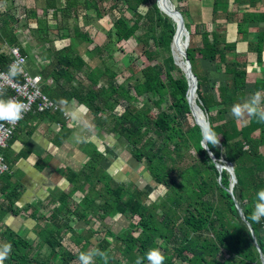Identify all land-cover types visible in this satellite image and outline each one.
I'll list each match as a JSON object with an SVG mask.
<instances>
[{"label":"trees","instance_id":"obj_1","mask_svg":"<svg viewBox=\"0 0 264 264\" xmlns=\"http://www.w3.org/2000/svg\"><path fill=\"white\" fill-rule=\"evenodd\" d=\"M74 1H66V5L60 9L55 28L57 36L54 38L66 39L67 44L54 50L46 47L38 57H29L41 75V90L62 109L70 102L83 107L92 114L95 125H106L107 133L125 140L131 157L142 165L156 188L163 190L160 213L155 216L152 214V204H145V190L123 184L112 185L111 177L103 166L106 157L100 149L95 148L84 161L80 172L67 170L63 174L68 183L67 191L50 196L53 202L58 203L55 206L52 203L53 221L47 222L43 214L39 213L40 201L36 202L37 207L30 214L35 223H43L35 237L39 239V244L48 246L49 253L45 255L39 250L41 245L33 246L32 239L13 232L3 224L7 214H15V203L21 197L19 175L15 172L3 174L0 175V226L3 227L0 240L12 245V252L4 264H79V253L94 248L108 254V264L112 260L108 248H114L124 264H135L136 258L144 256L150 248L162 251L164 264H261L257 247L264 259V218L260 223L252 222L250 212L256 192L264 188V123L247 118V123L239 127L235 118L226 121L231 106L245 97L247 77L235 58V42L219 41V36H210L204 26L190 32L183 22L189 34L185 53L196 78L197 101L200 109L206 113L208 123L222 140L220 147L209 144L207 148L216 161L224 158L225 163L231 166L236 181L232 197L233 191L238 190L236 202L244 219L236 211L230 212L228 207L235 201L227 192L231 184L230 176L222 170L224 168L221 167L218 172L214 167L200 146L202 137L199 125L190 122V108L186 101L188 83L170 54L175 23L160 11L156 0L115 2L116 6L123 5L130 14V19H127L116 13L112 23L115 43L133 40L135 47L140 46L142 49L141 55L148 53L150 48L164 51L157 64L146 63L138 70V85L129 84L124 88L116 82L119 72L108 67H93L86 72L83 70L87 61L76 48L81 43L89 45L90 40L85 33L67 24L71 17L67 9L70 6L75 9ZM218 3L219 0L213 1V14L217 11ZM80 5L84 11L93 9L96 16L101 18L97 0H82ZM141 5L146 7L142 16L137 13ZM174 9L184 21L187 8L176 3ZM73 16L76 18L77 12ZM18 21L19 18L11 12L0 10V67L4 70L10 60V48L18 47L23 56H29L20 48L13 29ZM249 23H257L262 27L264 13L239 14L236 32L242 38H247ZM63 30L68 33L64 34ZM108 32V44L102 47L104 49L111 41V30ZM195 36L197 43L194 42ZM263 47L264 26L258 30L254 42L248 41V49L255 54V62L262 71L256 79L254 92L262 93ZM94 49L96 54H101V48L95 46ZM199 59L214 62L215 71L224 75L223 83L217 85L216 100L213 96L211 99L205 97L203 87L207 83V75L196 69ZM15 79L20 80V77ZM74 80L76 82L73 84ZM10 94L9 90H5L0 98L8 99ZM138 94L149 95L151 100L148 104L143 103L138 99L142 96ZM219 105L221 107L214 113L207 111ZM153 109L156 111L154 117L151 116ZM39 114L61 116L60 111ZM16 137L13 135L8 145ZM188 151L198 154V165H186L185 162L180 165L184 160L183 152ZM86 185H89L88 191L76 203L72 199L73 195L81 192ZM99 186L105 190L107 198L99 194ZM99 199H103L102 204L95 206ZM68 203L80 211H70ZM91 208H95L96 216ZM90 215L97 224L102 219H115L121 215L127 217L128 225L116 233L106 230L116 241L114 245L105 238L92 244L88 236L76 234L71 226L73 217L75 221H84ZM134 218L137 220L133 221ZM92 232L98 233L96 230ZM67 235L70 237L69 245L63 244V237ZM96 263L103 264V261L97 257Z\"/></svg>","mask_w":264,"mask_h":264},{"label":"rangeland","instance_id":"obj_2","mask_svg":"<svg viewBox=\"0 0 264 264\" xmlns=\"http://www.w3.org/2000/svg\"><path fill=\"white\" fill-rule=\"evenodd\" d=\"M20 1H21V4L19 6H26V5L32 6L29 0H25V1L20 0ZM156 1H157V5L160 11L163 14H165L164 10H166V12H169L170 10L169 4L170 6H172L173 10H175L174 4L176 3H178L180 6L186 7L187 13L185 14L183 22L187 24V27H189L188 29L190 32H193L194 30H198L200 27L204 26L207 32L211 34L210 36L218 35L219 41L221 42H227V41L233 42L234 41L233 31L229 28L230 25L227 24L229 23L227 18L228 16L230 17V14L228 12L225 13L223 11L221 12L216 11V13L213 14L212 12L213 0H173V2H170L169 0H156ZM81 2L82 0H76V2L74 1L75 9H72L73 8L72 6L69 7L71 8L69 9L71 13V17L69 20H67V24L69 25V27L71 28L76 27L81 33H85L90 40L89 45L81 43L76 48L77 52L80 55H82L83 58L87 61V64L83 70L86 72L93 67L99 66V68L101 69H103L104 67H108L112 71L119 72L118 73L119 75L116 77V82L120 83L124 88H127L129 84L138 85L137 80H136V77L138 76V70L142 68L144 64L146 63L157 64V62L160 59H162L164 51L159 50V48H150V50H148L149 51L148 53H145V55H141L142 49L140 48V46L136 48L135 42L133 40H129L128 42H122L119 44L115 43V36L112 34L114 31L112 28V23L115 20L116 13H118L119 16L122 18L130 19V14L124 9L123 5H117V6L115 5V2H121V0H106V1L97 0V5L99 8V11L101 12V18L96 16L93 9H90L87 11L82 10L80 7ZM17 4H18V1H17ZM113 5L115 7H113ZM220 8L221 7H219L218 9ZM145 11H146V7L144 5H141L138 7L137 13L140 16H142ZM74 12H77L76 18L73 16ZM19 14L21 15V13L16 12V15H19ZM36 14L37 13L34 10V13H32V16H30L29 21H23L24 19H21L23 18L21 17L17 24L18 27L13 28V29L15 30L16 37L19 40L18 41L19 46L25 47V49L28 50V55H31V56L34 55L38 57L41 54V52L45 50V47H46L45 44L48 43V39L56 40V38L54 37L57 36V33L53 29L49 32L48 31L45 32V30L41 28L37 29V28L30 27V24L35 23L34 17L36 16ZM133 17L137 18L136 15H133ZM29 22L30 24L29 26H27ZM183 28H184V24H183ZM109 30H111V41L109 45L106 47V49H104L102 47H104V45L108 42V39L106 36H107V33H109L108 32ZM179 32L181 33V31ZM63 33L67 34L68 31L63 30ZM187 33L188 32L186 30V34ZM254 37L251 38V42H254L252 41L255 39ZM173 39L171 41V44L173 43ZM194 39H195L194 42L197 43V36H195ZM188 41H189V34H188ZM184 43H185V37L182 36L180 46L183 47ZM66 44H67V40H64V41L59 40L55 42V44L48 45V46L51 49L53 48L52 50H54L55 48L57 49L63 48ZM148 44H150V42ZM171 44H170V54L174 60V64L183 73L181 68L184 66L182 64L184 59H183L182 53L180 54L182 48L181 49L176 48V51H175L173 47H175L176 45L173 46ZM235 44H236V48L234 50L235 58L241 65L240 67L245 70L246 77H247L246 85H245V97L241 101L243 102L247 100L248 98H250V96L254 93V86H255V83H257L256 79H258L261 76L262 71L255 62L254 54L249 51L248 43L245 44L241 40L237 39L235 41ZM95 46H97L98 48H101L102 50L101 54H96L95 52L96 50L94 49ZM179 55H181L182 57H180ZM26 57L29 58V56H26ZM198 61L199 62L197 63L196 69L198 70V72H203L204 75H207L206 76L207 83L203 87V90H204L203 92L205 93V97L206 99H211V96H213V98L216 100L218 99L217 85L218 83L219 84L223 83L224 75L222 73H218L215 71L214 62L204 61L201 59H199ZM262 65L264 66V63ZM75 82L76 80L73 81V84ZM65 83L66 82H63V84ZM139 96H142V94ZM138 99L141 102L146 103V104H148V101L151 100L149 95H145V96L143 95L142 97ZM168 99H169L168 96H166L167 101ZM199 106H200V103L197 101V95H195L193 105L190 104V114H191L190 122H193L199 125L197 123V120L195 119L196 114H197L203 119V122L208 123L206 113L202 111ZM220 107H221L220 105L216 107H211L207 109V111L210 114H212L214 113L215 110H217ZM155 113L156 111L153 109L151 112V116L154 117ZM226 118H227L226 121L232 120L234 118L230 114V110L226 114ZM108 122L109 120L106 121V123ZM236 122L240 127L247 123V118L244 121L236 120ZM106 129H107L106 125L104 127L95 125V131L101 136H95L93 140L99 146L101 152H103L104 155L107 156L103 161V166H104L105 171L111 177L110 183L114 186H117L118 184H123L126 187L145 190L147 193V199L145 200L143 199V200L146 205L152 204L151 205L152 214H154L155 216H158L160 213L159 205L162 200L163 190L156 188V185L150 179L149 175L144 171V168L142 167V165L137 163L135 159L131 157V155L128 153V150L126 148L125 140L123 138L113 136L107 133ZM253 136H256V134H253ZM221 141L222 140L219 137V144L217 145L218 147H220ZM93 151L94 149L91 148V151L90 153L88 151V154H92ZM262 152L264 153V147L262 148ZM183 154H184L183 155L184 160L182 161L180 165H183L184 162L186 165L187 164L188 165H191V164L198 165L199 164V157L197 153L193 151H188V152H183ZM65 159L67 163L69 164L68 167L71 168V171L80 172L81 169L83 168L84 161L83 163H78L77 161L69 158V156L67 155L65 156ZM215 162L222 165V167L225 168L222 170L226 171L229 174V176H230V172L231 173L233 172L231 166L225 163L224 158H219V160L218 161L215 160ZM52 177H54V174L52 175ZM230 179H231V176H230ZM60 187L56 188L55 190H51L49 193H41L38 195L40 199H43L46 196L49 197L47 201L44 200V202L41 204L40 211H39V213L43 214V216L46 218L47 222L53 221L54 212L52 210V206L53 205L55 206L58 204L56 202H53L51 200L52 197L50 198V196L56 195L59 192H61ZM88 189H89V185H86L82 191L86 192L88 191ZM98 189H100L99 194H101L105 198L108 197L107 193L102 187L99 186ZM237 194H238V190L233 191V197L235 199V202L237 201ZM29 197L27 196V198ZM81 197L82 195L77 194L74 197H72V199L74 198L73 200L76 203H78ZM102 201L103 199H99L98 202L95 203L94 205L99 206L100 204H102ZM27 203L28 201L25 203H22V206H20L19 205L20 203L17 202V205H16L17 208L15 212L17 215L12 214L11 219L8 218L9 220L5 217L3 224L5 226L8 225V227L13 232L18 233V234H23L25 238L32 239V242H31L32 245L37 247L38 245H41V244H39V239L35 237V233L40 228H42L43 223L41 222L35 223L31 221L32 218L30 214L33 209L30 208L29 210H26V209L24 210L25 208L24 205H27ZM67 206H68L67 208L70 211H80L79 208H76L71 203H68ZM228 208L230 212H233V211L237 212L234 204L229 206ZM94 210L95 208H91V211L93 212L94 216H96ZM90 216L91 217H87L84 221H75L73 217L72 218L73 222L71 223V226L76 234H81L82 236H85V237L88 236L92 244H96L98 240L105 238V240H107L109 243L114 245L116 241L112 238V236H110V234L106 230L109 229L113 233H116L120 229L128 225L127 217L125 218L124 216H121V215H119L115 219L114 218L102 219L98 224L94 221L93 219L94 217L92 215ZM132 220L135 221L137 220V218H134ZM62 222L63 221L61 220L60 224H62ZM2 229L3 227L0 226V230ZM93 230H96L98 233H93L92 232ZM68 236L69 235H67L66 237H63V244H66V245L71 244L70 237ZM0 244H3L1 240H0ZM39 250L42 254H45V255L49 253V248L45 244H42L41 247H39ZM107 251L110 252L111 257H112L110 264H124L120 254L116 252L114 248L113 249L108 248Z\"/></svg>","mask_w":264,"mask_h":264},{"label":"crops","instance_id":"obj_3","mask_svg":"<svg viewBox=\"0 0 264 264\" xmlns=\"http://www.w3.org/2000/svg\"><path fill=\"white\" fill-rule=\"evenodd\" d=\"M29 1L32 6H19L21 4L20 0H1L0 10L3 12H11L13 16L19 18V20L23 17L21 18L24 19L23 21H29L30 16H32V13H34L35 10L37 13L34 17L35 23L30 24L29 22L27 26L30 24V27L32 28H41L45 30V32H49L52 29L55 30L57 26L60 9L66 5V1L71 0ZM219 7L221 8L218 9ZM69 9L71 8L67 9L68 12H70ZM219 11H223L225 13L228 12L230 14V17L228 16L227 18L230 24H227L230 25L229 28L233 31V42L237 39L241 40L245 44H247L248 41L251 42V38L255 36L254 38L256 39L258 30H262V27L264 26L262 25V27H260L257 23H249L247 38H242L236 32V21L239 14L243 12L264 13V0H219L217 12ZM16 12L21 13V15H16ZM16 27H18V25L13 28ZM57 39L58 38H56V40L48 39V43H46L45 46L47 47L48 45L55 44V42L59 40H63ZM255 39L252 41H255ZM230 42L232 41H227V43ZM20 48L28 53V50L25 49V47L20 46ZM48 48L50 47L48 46ZM30 56L31 55H29V57ZM35 57L36 56L33 55V58ZM27 59L29 60L28 68L38 71L37 66H34V64L30 61L31 59L28 57ZM59 111L61 112V116L59 117H55V115L51 114L44 116L39 113H31L27 115L19 123V127L14 134V136L17 137L10 145L7 146L4 153V158L7 160L10 173L15 172L16 175H19L20 177L19 184L21 197L17 202L20 203V206H22V203L28 201L27 205H24V210H29L30 208L33 209L31 214H33L34 208L36 209L37 207L36 202L40 201L43 203L44 200L47 201L49 199L47 196L40 199L38 196L39 194L49 193L51 190H55L60 186L63 187H60V191H67L68 183L64 180L63 174H65L67 170H71V168L68 167L69 164L65 159L66 155L78 163H83V161L91 155L88 154V151L90 153L91 148L100 149L93 138L101 135L95 131L93 117L89 111H85L83 107L77 106L73 102H70L68 105L64 106L63 109L60 108L55 112ZM62 112H67L70 115V119L68 121L65 120ZM85 125H87V127H85ZM78 136L82 138L79 141L77 139ZM102 155H104L103 152ZM105 157L107 156L105 155ZM57 170H59L58 173ZM53 174L54 177H52ZM86 192L81 191L77 194L82 195ZM75 195H73V197ZM27 196L30 197L27 198ZM17 202L15 203L16 208ZM9 214L5 216L7 219H11L12 214ZM31 221L35 222L33 219Z\"/></svg>","mask_w":264,"mask_h":264},{"label":"clouds","instance_id":"obj_4","mask_svg":"<svg viewBox=\"0 0 264 264\" xmlns=\"http://www.w3.org/2000/svg\"><path fill=\"white\" fill-rule=\"evenodd\" d=\"M24 60L20 58L13 61L6 73H0V80L5 82L14 81L15 78L24 73ZM2 91V86H0ZM27 105L21 101L8 98H0V122H8L12 125L23 119L27 110ZM230 114L238 121H244L246 118H255L257 122L264 123V93L254 92L250 98L243 102L234 103L230 108ZM87 127V125H85ZM200 134L202 137V149H206L209 144L216 146L219 144V137L212 129L210 123L204 122L200 125ZM78 141L81 137H77ZM264 218V188L256 192L254 204L250 212V220L260 223ZM12 252L10 243L0 244V264H4ZM99 257L103 264H108L109 256L106 252L98 248L82 251L78 255L79 264H95V259ZM164 264L165 256L159 248H150L142 257H137L135 264Z\"/></svg>","mask_w":264,"mask_h":264},{"label":"built area","instance_id":"obj_5","mask_svg":"<svg viewBox=\"0 0 264 264\" xmlns=\"http://www.w3.org/2000/svg\"><path fill=\"white\" fill-rule=\"evenodd\" d=\"M20 58H23L24 60V73L19 75L20 80L15 79L11 82L0 80V86H2L0 95L5 90H9L11 92L9 98L21 101L28 106L23 119L30 113L58 111L60 109L59 106L41 90L42 78L40 73L28 68V59L26 56L21 54L18 47L10 48L9 63L5 70L0 67V73H6L8 71L9 65L13 61ZM62 115L65 120L68 121L70 119V115L67 112H62ZM23 119L14 125L8 122H0V175L10 173L9 166L7 165L4 158L3 150L7 148L9 140L12 138L19 126V123Z\"/></svg>","mask_w":264,"mask_h":264},{"label":"water","instance_id":"obj_6","mask_svg":"<svg viewBox=\"0 0 264 264\" xmlns=\"http://www.w3.org/2000/svg\"><path fill=\"white\" fill-rule=\"evenodd\" d=\"M173 13L177 16V18L178 19H175V18H172V17H170V19L175 23V26H176V28H175V34H176V32H177V30H178V28H182V29H185V28H183V20H182V16H181V14L179 13V12H177L176 10H173ZM175 34H174V36L173 37H175ZM173 39V38H172ZM188 46V33H187V38H186V47ZM183 67L181 68L182 69V71H183V73H184V76H185V78H186V80H187V83L189 84V78H191L193 81H194V83H196V78H195V76L193 75V73H192V71H191V68H190V64H189V61H188V59H187V56H186V53L185 52H183ZM188 90V89H187ZM186 101H187V103H188V105H189V108H190V104H189V101H188V99H187V95H186ZM201 140H202V138H201ZM201 140H200V146L202 147V144H201ZM205 151H206V153L208 154V156H209V158L211 159V161L214 163V167L217 169V171H221V167H222V165H220L219 163H217V162H215V158H214V156L211 154V152L208 150V148H206V149H204ZM230 176H231V179H232V181L234 182V183H236V181H235V178H234V175H233V172L231 173L230 172ZM233 186V183H231L230 184V187H229V189L227 190V192L231 195V197H232V191H231V187ZM232 199H233V197H232ZM233 203H234V205H235V207H236V210H237V213H238V215L241 217V219H244V217H243V215H242V212H241V210H240V208L238 207V204L233 200ZM247 226H250V225H248V223H247ZM250 234H251V236L253 237V232H252V230L250 229ZM257 251L259 252V256H260V260H261V264H264V259H263V257H262V255H261V253H260V250H259V248L257 247Z\"/></svg>","mask_w":264,"mask_h":264},{"label":"bare ground","instance_id":"obj_7","mask_svg":"<svg viewBox=\"0 0 264 264\" xmlns=\"http://www.w3.org/2000/svg\"><path fill=\"white\" fill-rule=\"evenodd\" d=\"M169 7H170L169 12H166V10H164V13L167 16H169V17L178 19L177 16L173 13V8H172V6H170V4H169ZM179 31H181V33ZM182 36L185 37V43H184L183 47L180 46V43H181V40H182ZM186 38H187L186 30L185 29H182L180 27V28H178V31L175 34V37L173 39V43L171 44L173 46L176 45L175 47H173L175 51H176V48H179V49L182 48L181 52L179 50L180 54L182 53V56H183V52H184V50L186 48ZM179 56L182 57L181 55H179ZM195 91H196V83H194V81L191 78H189V84H188V90H187V99L189 101V104H191V105H193V102H194V98H195V95H196ZM195 119L197 120V123L199 125H201L202 123H204L203 122V119L200 116H198L197 114H196ZM222 168H224V167H222ZM231 183H233V186H234L235 183L232 180H231ZM233 186L231 187V191H232Z\"/></svg>","mask_w":264,"mask_h":264}]
</instances>
